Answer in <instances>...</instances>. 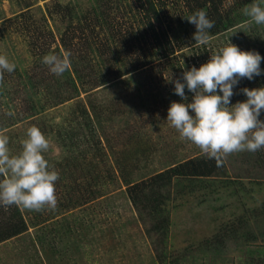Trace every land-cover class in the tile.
Instances as JSON below:
<instances>
[{"label": "rangeland", "instance_id": "rangeland-1", "mask_svg": "<svg viewBox=\"0 0 264 264\" xmlns=\"http://www.w3.org/2000/svg\"><path fill=\"white\" fill-rule=\"evenodd\" d=\"M234 1L237 0H226V4L230 5ZM96 4L95 0H0V54L15 63L19 71V74H15L16 69L12 73L0 74V124H5L0 129V134L9 137L10 151L16 153L20 150V141L24 138L26 129L38 126L50 140V148L45 153L49 164L62 172L59 173L61 180L56 182L57 207L45 212L54 216L48 224L56 223L55 226L61 230L56 233L52 245H44L42 249L35 240L42 232L41 227L33 226L31 222L35 219L34 214L20 207L28 221V230L0 242V264H158L154 256L156 248L153 238L156 236L152 234L151 237L146 231L152 221L145 215L141 216L133 206L115 158L124 162L126 153L130 154L134 165L130 166L128 179L134 182L167 169L173 163L203 155L198 146L181 138L178 131L166 121L170 104L153 106L143 101L142 105L138 99L134 103L131 97L136 94V90L140 89L139 94L143 95L144 90H150L149 80L156 76L153 81L167 98L169 92L174 90L170 87L174 84L169 79L181 78L182 74L155 73L160 66H164L166 60H155L137 71L121 72L118 77L109 76L98 87H94L89 81L91 77L87 74L90 70V66L86 64L88 62L80 61L78 66L81 67L84 83L77 80L79 95L61 102L54 100L59 94L73 95L72 88L60 92L54 80L49 77L63 80L64 75L51 73L48 66L41 63L43 49L35 45L39 41L40 46H45L51 39L50 33L54 37L52 46L60 45V36L65 32L68 21L62 13H56V10L64 6L73 8L78 11L77 17H72L76 22L84 16L87 9ZM136 9L132 0H122L119 8L106 11L105 17L100 21L112 20L114 26L120 25L121 29L134 27L143 29L144 32L145 25L140 23ZM167 11L172 14L171 9ZM170 19L172 17L168 22ZM166 20L162 23L154 21L156 30ZM33 27L39 30L34 39L29 33ZM118 27L115 28L119 30ZM178 30L177 25L173 24L167 37L172 38ZM85 34L88 39L85 40L82 33H76L81 38L76 36L70 44L71 51L77 56L81 52L79 48L86 45L85 41L95 44L98 41L110 42L112 48H120L121 42L112 37L108 27L102 22L94 27L93 32ZM250 34L252 35L249 36ZM254 35H264V25H255L248 19L234 30L212 37L208 44L214 43L216 47H222L234 39L238 47V42L243 46L247 40L250 46ZM174 54L183 62L191 56V49L186 47ZM93 58V62H98L97 58ZM97 69L101 70L99 74H107L105 68L98 66L95 71ZM23 71L27 75L22 74ZM31 75L37 77L39 87L28 84L26 76ZM239 85L236 86L239 91H235L232 103L245 96H241L243 87ZM34 91L36 93L33 95ZM187 94L191 98L190 93ZM176 98L178 97L174 100ZM180 99L179 97L176 101ZM31 101L35 103L34 106ZM91 104L98 109L106 106L114 116H102L99 123L94 117ZM83 106L89 111L90 126L86 123L87 117L79 115ZM120 108L122 113L119 112ZM260 118L264 119V111ZM136 125H141L140 133L143 135L138 144L140 150L137 151L133 146L135 144L127 143V135L116 136L122 128L125 130ZM91 132H94V137ZM111 149H114L113 153ZM247 152L228 154L224 158L226 173L219 180L207 179L201 185H188L187 181L182 180L171 190L168 188L169 192L166 191L168 197L165 210L169 223L163 239L169 251L187 257L181 264H243L246 249L251 246L255 248L254 244L239 247L236 243L229 242L226 250L214 257L211 252L204 253L198 247L222 223L244 213L245 209L257 207L264 202V170L256 166L252 157L246 158L247 154H244ZM248 155L253 156L255 152ZM74 158L82 162H78V166H82L81 175L79 168L78 172H70V169L75 170L71 163L65 171L57 166ZM86 186L88 191L85 190ZM95 189V197L90 198L89 192ZM64 198L72 200L68 203ZM65 202L68 207L63 208L61 204ZM144 218L145 222L142 220ZM256 244H260V241Z\"/></svg>", "mask_w": 264, "mask_h": 264}, {"label": "trees", "instance_id": "trees-1", "mask_svg": "<svg viewBox=\"0 0 264 264\" xmlns=\"http://www.w3.org/2000/svg\"><path fill=\"white\" fill-rule=\"evenodd\" d=\"M121 1L122 0H95L97 4L92 6V8L87 9L86 12L83 13L84 16H81L76 22H74L75 20L72 17H77L76 13L78 11L73 10V8H70L69 6H64L63 8L56 10V13H62V16L66 17L68 21L65 32L60 36V45L56 44L55 47L52 46L54 37L51 33V39L46 42L45 46H40L39 41H37L38 45H35L36 47L39 46L43 49V56L52 52H57L58 54H63L65 52L71 53L70 67L69 70L63 74V80H59L50 75H48V77L50 76L49 79L54 80L56 87L59 88L60 92L72 88L73 95L59 94V97H56L54 100H60L61 102L70 99L74 95H79L77 80H80L81 84L84 83L81 76V74H83L80 69L81 67L78 66L80 61L88 62L86 64L88 67L90 66V70L87 74L91 77L89 81L90 83H93L94 87H98L105 83L109 76L118 77L122 74L121 72L124 74L137 71L155 60H166L164 66H160V69L155 72H159L160 75L163 74H161V72H165L166 74H178L179 76L185 69L191 67V65L199 67L200 64L206 62L210 58V55L220 47H216L214 43L211 45L208 43L206 45H200L195 42L192 37V34L195 31V26L189 23L184 16H187L196 10H205L209 18L215 22L214 27L209 30V39H211L218 34L220 35L224 32L234 30L239 25L246 22L248 18L243 14V10L246 6H249L254 2V0H237L230 5H227L226 0H132V2H135L136 10L140 16V23L145 25L144 32H142L143 29H137L134 27H125L124 29H121L120 25L119 27L117 24L114 26L112 20L105 21L103 19L100 21L101 18L105 17L106 11L112 10L113 8H119L121 6ZM131 6L132 4H130V7ZM169 9H171L172 14L167 11ZM170 17H172V19L168 22ZM164 19H167L166 23L162 24V26L156 30L154 21L162 23ZM101 22L108 27V31L111 33L112 37L121 42L120 48L117 50L112 48L110 42L104 43L98 41L95 44L85 41L86 45L79 48V51L81 52L79 53V59L77 60L78 56L70 49L72 40L75 39L76 36L81 38L79 35H76V33H79L80 35L82 33L86 40L88 38L85 33L89 34V32H93L94 27L97 24L100 25ZM173 24L177 25L179 30L175 32L172 38H168V33L169 31H172ZM115 27H118L119 30ZM36 32H39V30L34 27L29 30V33L31 34L30 36L33 39L35 38ZM145 33L148 38L145 36ZM251 35L252 34L249 36ZM256 36H253V43L250 46L247 44V40V45L245 44L243 46H241V42H238V44H240L239 47L244 50H256L264 56V35ZM39 38V35H37V40H39ZM231 42L237 45L236 40L232 39ZM93 44H95V46H93ZM186 47H190L191 56L185 58L183 62H181L177 59V56L174 53L178 50H183ZM93 57L97 58L98 62H93ZM41 60L42 59H40V61ZM91 61L93 64H91ZM98 66L105 68L107 74H99L98 72L100 69L95 71ZM182 66L184 67L182 68ZM261 68L264 69V60L261 61ZM15 74H19L17 69ZM22 74L27 75V72L23 71ZM26 78L29 79L28 84L31 87H39L40 83L37 81V77L31 75V77L26 76ZM154 78H156V76H153L152 80H149L150 85L148 87L151 89L149 90L147 88L148 91L147 89L144 90V95L139 94L140 89L138 90L139 92L136 90L135 95H131L133 102L138 99L141 101L142 105L143 101H147L149 102V105L159 106L160 104L169 105L170 102L174 101L175 97L179 98L174 90L169 92L166 98V95H164V93H162L155 85V82L153 81ZM247 80V78L241 79V83L239 84L242 86H239L242 88L246 85L254 87L264 85V73L255 77L253 80ZM4 82L2 83L4 84ZM170 87L174 88V85H170ZM0 91L2 90L0 89ZM185 91L186 93H189L187 89H185ZM235 91H239L236 86L234 87V94L236 93ZM34 93L36 92L34 91L33 95ZM190 95L192 94L190 93ZM242 95L243 92L241 91V96ZM178 98H176L175 101ZM244 99H246V96L242 98V100ZM31 104L34 106L35 103L31 101ZM91 109L94 117H96V120L99 123L102 116H106V118H112L114 116V113L110 112V110L108 111L106 106H100L98 109L94 104H91ZM88 112L86 106H83L79 115H85L87 117L86 123L90 126L91 120ZM119 112L122 113L123 110L120 108ZM4 127L5 124H0V129H3ZM140 127L141 125L133 127L129 126L125 130L122 128L116 136L123 137L124 134L127 135V143L135 144L133 145L135 146V151L140 150L138 145L139 140L143 139V135L140 133ZM91 135L94 137V132H91ZM107 143L109 145L108 140ZM111 151L113 153L114 149H111ZM127 151L128 149L126 152ZM246 154V158L249 159L252 157L256 166L261 170H264V150H257L253 156L248 155L250 154L249 151L244 155ZM121 156L122 154L119 157ZM132 159L133 158L130 154L126 153L124 162H120L116 158L115 162L121 173L120 175L123 177L126 184V191L133 206L139 211L141 216L144 217L145 215L152 221L150 222L149 227L147 226L146 231L151 237L153 235L156 236V238H153L154 246L156 248L154 250L155 260L158 264H181V261H185V258L187 259V257L169 251L168 245L165 246V241L163 239L169 223L168 215L165 210L167 203L166 198L168 197L167 192H169V189L173 186H177L176 184L182 182V180L187 181L188 185L194 183H199L201 185V182L207 179L219 180V177L224 176L227 170L225 160L223 158L222 163L218 165L215 159H209L205 154L192 156L177 163H173L167 169L150 174L143 179L134 180L133 182L131 179H128V177H130V166L134 165ZM79 161L74 158V160L70 159L67 163H59L57 166L61 167L62 171H65L70 167L69 163H71L75 170L70 169V172H78L77 169L79 168V175H81L82 172L80 168L82 166L79 164V167L78 162H82L81 160ZM59 173L62 174L60 171ZM173 179H176V182H173ZM59 180L61 179L59 178ZM240 186L244 187L242 184ZM85 190L88 191L87 186ZM96 193L97 190L95 189L90 191L88 195H91V198L95 197ZM64 199L68 203L72 200L71 198L70 201L67 198ZM61 206L63 208L68 207V204L65 202L64 204H61ZM46 211H49V209L46 208L41 211H31L35 216V219L31 222L32 225H39L42 229L41 234H38L35 237V240L40 244L42 249L44 248V245L50 246L56 238V233L61 231L60 227L58 228L57 225L55 226L56 223L48 224L54 216H49V212L45 213ZM243 212L244 213L236 215L231 220L222 223L210 238L201 241L198 246L200 250L204 253L211 252L214 257H216L220 256L222 252L226 250L229 242L232 244L236 243L239 247L242 245L250 247V245L254 244L255 248H251V246L246 249V257L242 262L243 264H264V202L257 207L245 209ZM142 220L145 222V218ZM27 230L28 221L23 215L20 207L15 205L8 208L0 207V242L21 235ZM258 241H260V244H256ZM214 262L215 260L213 263Z\"/></svg>", "mask_w": 264, "mask_h": 264}, {"label": "clouds", "instance_id": "clouds-1", "mask_svg": "<svg viewBox=\"0 0 264 264\" xmlns=\"http://www.w3.org/2000/svg\"><path fill=\"white\" fill-rule=\"evenodd\" d=\"M250 23L264 25V0H254L243 10ZM195 26L193 40L206 45L214 21L203 9L184 16ZM71 53H48L42 63L51 73L61 76L70 67ZM264 56L256 50H244L230 42L200 64L182 72L181 78L169 79L181 99L172 101L166 121L181 138L199 147L209 159L222 163L228 154L240 151L256 152L264 148V85L243 87L246 99L231 102L234 87L243 78L253 80L264 73ZM184 66H182L183 68ZM16 65L0 54V74L12 73ZM185 89L191 93V98ZM20 150L12 153L9 137L0 134V207H22L30 211L55 209L58 204L56 182L60 174L50 164L45 153L49 138L38 126L26 129Z\"/></svg>", "mask_w": 264, "mask_h": 264}]
</instances>
